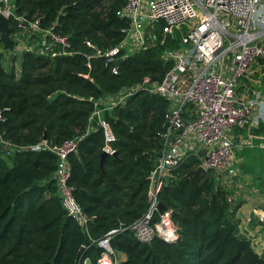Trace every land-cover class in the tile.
<instances>
[{"label": "trees", "instance_id": "16d2710c", "mask_svg": "<svg viewBox=\"0 0 264 264\" xmlns=\"http://www.w3.org/2000/svg\"><path fill=\"white\" fill-rule=\"evenodd\" d=\"M123 0H15V13L30 20L41 15L39 27L66 33L72 54L20 53L18 70L4 65L0 43V122L2 136L12 143H35L43 136L51 143L82 134L95 97L114 91L142 75L160 77L169 61L160 58L161 45L132 53L111 63L84 56L93 46L118 42L126 20L115 10ZM10 25L14 20L8 19ZM31 37H37L36 31ZM30 37V38H31ZM264 69V60L260 59ZM87 72L92 80L83 76ZM262 77L264 78V70ZM167 101L141 88L122 106L104 112L115 135V152L99 163L102 131L83 134L68 154L73 195L89 216L87 231L60 204L51 174L56 156L48 149L0 147V264L94 263L101 248L96 241L114 229L109 243L124 252L121 264H264L248 237L237 233V202L226 200L228 185L214 182L211 168L205 174L181 175L197 159L188 155L172 169L158 192L164 208L171 209L177 238L166 242L154 236L136 239L128 224L146 208L147 174L161 139ZM262 127V123L259 124ZM230 207V208H229ZM83 246L79 256L75 253Z\"/></svg>", "mask_w": 264, "mask_h": 264}, {"label": "built area", "instance_id": "2783aa9c", "mask_svg": "<svg viewBox=\"0 0 264 264\" xmlns=\"http://www.w3.org/2000/svg\"><path fill=\"white\" fill-rule=\"evenodd\" d=\"M0 13L7 21L10 17L14 20L13 25L8 23L14 40L8 50L50 56L78 52L70 48L66 33L51 26L39 27L41 15L28 20L16 14L15 0H0ZM115 13L126 20L120 27V39L107 47L87 41L92 49L84 54L86 67L90 66V57H101L111 63L110 70L116 73L118 60L158 44L160 58L169 61L164 73L157 78L145 74L112 92L88 96L92 107L82 134L59 143L42 137L35 143L19 145L0 131V147L5 153L22 147L54 153L51 177L60 204L86 232L91 216L83 211L68 182V154L75 151L83 134L97 127L102 131L101 150L114 153L115 135L104 112L122 106L139 88L161 95L167 107L163 129L158 132L161 143L147 174V205L127 226L139 241L149 242L157 236L172 242L177 238V226L171 209L157 208L158 192L172 169L193 155L197 159L195 166L200 165L205 171L211 168L224 184L237 191L245 185L238 176L234 151L250 144L253 137L259 138L258 143L264 147V131L243 133L245 127L251 129L264 114V69L259 62L264 60V0H123ZM23 29L28 31L26 38ZM34 31L37 37H31ZM83 76L92 80L87 72ZM3 120L0 107V122ZM257 217L262 220L264 214ZM113 231L110 229L97 239L101 250L94 263L85 257L80 264H121L109 243Z\"/></svg>", "mask_w": 264, "mask_h": 264}, {"label": "crops", "instance_id": "0c3cea01", "mask_svg": "<svg viewBox=\"0 0 264 264\" xmlns=\"http://www.w3.org/2000/svg\"><path fill=\"white\" fill-rule=\"evenodd\" d=\"M262 123V127L259 124ZM251 131L257 133L258 131H264V114L261 119L251 127ZM259 138L253 137L250 144L244 145L242 148L236 149L235 153L242 149L241 152L250 150L251 148L264 147L258 143ZM244 152L238 153V165L237 168L241 169L245 166ZM247 152L246 155H247ZM259 175H253V178H258ZM259 179L256 180L258 182ZM253 184L252 186H245L244 189L235 190L234 187H229L226 200L231 202H237V208L234 211V216L238 219L237 233H240L249 238L250 243L255 251L264 254V219L260 220L257 214H264V185ZM230 208V207H229Z\"/></svg>", "mask_w": 264, "mask_h": 264}, {"label": "rangeland", "instance_id": "374dc122", "mask_svg": "<svg viewBox=\"0 0 264 264\" xmlns=\"http://www.w3.org/2000/svg\"><path fill=\"white\" fill-rule=\"evenodd\" d=\"M26 30L27 29L24 30L25 38L28 36V31ZM16 47L18 48V46ZM13 49L16 50L15 48ZM2 50L4 51V56H5L4 65L5 66L12 65L14 70L17 71L18 65H19V59H20V51L17 50V53H16V51H13V50L12 51L8 49H2ZM249 130H251L249 127H245L243 130V133ZM239 131H235V132H239ZM238 151H240V154L244 152V151L241 152L242 149ZM238 151L236 153L234 151L237 158H238V155H240ZM245 152H247V150ZM245 152H244L245 166L241 169L237 168L239 178L241 179L242 183H244L245 186H252L253 184H259L258 183L259 181H260V184H262L263 186L264 185V149L251 148L250 150H248L247 155ZM255 174L259 175V177L256 179L253 178V175ZM173 175L174 173L171 172L170 176H173ZM213 177L215 178L214 179L215 183L222 185L223 181L222 179H220V177H215V176ZM257 179H259L258 182H256ZM112 249L119 258H122L124 256L123 251L114 249L113 247ZM261 255L264 256L263 253H261Z\"/></svg>", "mask_w": 264, "mask_h": 264}, {"label": "water", "instance_id": "95a60500", "mask_svg": "<svg viewBox=\"0 0 264 264\" xmlns=\"http://www.w3.org/2000/svg\"><path fill=\"white\" fill-rule=\"evenodd\" d=\"M10 31H11V26L8 24L6 17L0 13V43H1L2 49H11L12 46L14 45V40L10 36ZM43 138H44V136H43ZM105 154L106 153L103 150L100 151L99 163H101ZM196 173L205 174V169L203 167H201L200 165H197V166L185 171L181 175V177L182 178L191 177V176L195 175ZM157 208L158 209L164 208V204L159 200L157 203ZM82 248H83L82 245L78 247V249L75 253L76 258L79 256Z\"/></svg>", "mask_w": 264, "mask_h": 264}]
</instances>
